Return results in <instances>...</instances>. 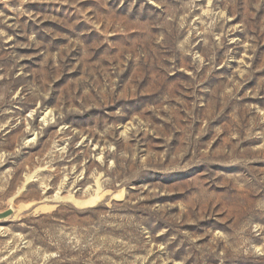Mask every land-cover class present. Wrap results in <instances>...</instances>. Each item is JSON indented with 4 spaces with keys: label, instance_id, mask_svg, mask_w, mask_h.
Wrapping results in <instances>:
<instances>
[{
    "label": "rangeland",
    "instance_id": "374dc122",
    "mask_svg": "<svg viewBox=\"0 0 264 264\" xmlns=\"http://www.w3.org/2000/svg\"><path fill=\"white\" fill-rule=\"evenodd\" d=\"M0 264H264V0H0Z\"/></svg>",
    "mask_w": 264,
    "mask_h": 264
}]
</instances>
